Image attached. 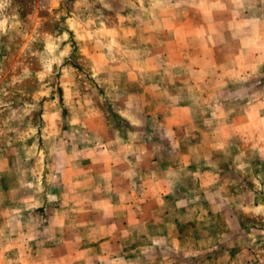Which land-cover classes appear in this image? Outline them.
Segmentation results:
<instances>
[{"label":"clouds","instance_id":"1","mask_svg":"<svg viewBox=\"0 0 264 264\" xmlns=\"http://www.w3.org/2000/svg\"><path fill=\"white\" fill-rule=\"evenodd\" d=\"M209 252L264 264V0H0V264Z\"/></svg>","mask_w":264,"mask_h":264},{"label":"rangeland","instance_id":"2","mask_svg":"<svg viewBox=\"0 0 264 264\" xmlns=\"http://www.w3.org/2000/svg\"><path fill=\"white\" fill-rule=\"evenodd\" d=\"M6 66H7L8 76H10L15 66V62L12 61L11 63H8ZM4 164L7 165V160L4 161ZM168 227L172 229L174 232H176L177 230L184 231L186 226L181 225L180 223L176 222V223L168 224ZM205 231H208V229L206 228ZM229 260H230V257L220 258L218 256L215 257L214 259L212 254L209 252L208 258H207V264H228Z\"/></svg>","mask_w":264,"mask_h":264}]
</instances>
